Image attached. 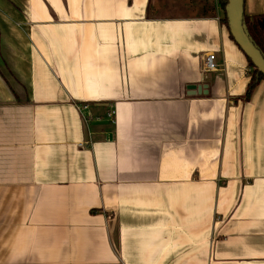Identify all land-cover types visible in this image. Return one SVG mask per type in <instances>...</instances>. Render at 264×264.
I'll return each mask as SVG.
<instances>
[{
	"label": "crops",
	"instance_id": "0c3cea01",
	"mask_svg": "<svg viewBox=\"0 0 264 264\" xmlns=\"http://www.w3.org/2000/svg\"><path fill=\"white\" fill-rule=\"evenodd\" d=\"M223 19L219 0H0V264H264V81L244 101Z\"/></svg>",
	"mask_w": 264,
	"mask_h": 264
},
{
	"label": "water",
	"instance_id": "95a60500",
	"mask_svg": "<svg viewBox=\"0 0 264 264\" xmlns=\"http://www.w3.org/2000/svg\"><path fill=\"white\" fill-rule=\"evenodd\" d=\"M244 2L245 0H228L225 8L228 27L232 38L249 58L254 67L264 75V57L253 44L244 28ZM190 91H196L197 86H190Z\"/></svg>",
	"mask_w": 264,
	"mask_h": 264
},
{
	"label": "trees",
	"instance_id": "16d2710c",
	"mask_svg": "<svg viewBox=\"0 0 264 264\" xmlns=\"http://www.w3.org/2000/svg\"><path fill=\"white\" fill-rule=\"evenodd\" d=\"M220 6L224 12L223 23L228 27V19L226 17L225 8L228 0H219ZM244 28L253 44L260 50L264 57V15L254 16L252 18L244 16ZM229 28V27H228ZM251 68L253 69L252 79L248 85L244 101H249L252 94L258 85L264 81V75L260 73L253 65L252 61L248 58Z\"/></svg>",
	"mask_w": 264,
	"mask_h": 264
},
{
	"label": "built area",
	"instance_id": "2783aa9c",
	"mask_svg": "<svg viewBox=\"0 0 264 264\" xmlns=\"http://www.w3.org/2000/svg\"><path fill=\"white\" fill-rule=\"evenodd\" d=\"M204 69L206 72H217L219 70L217 64V58L215 54L210 53L207 55L204 63ZM249 73L251 74V70L249 71ZM84 109L86 108L84 107ZM113 117H114V113L112 112L109 115V119L113 120Z\"/></svg>",
	"mask_w": 264,
	"mask_h": 264
},
{
	"label": "rangeland",
	"instance_id": "374dc122",
	"mask_svg": "<svg viewBox=\"0 0 264 264\" xmlns=\"http://www.w3.org/2000/svg\"><path fill=\"white\" fill-rule=\"evenodd\" d=\"M252 71H251V75L253 74V69H251Z\"/></svg>",
	"mask_w": 264,
	"mask_h": 264
}]
</instances>
